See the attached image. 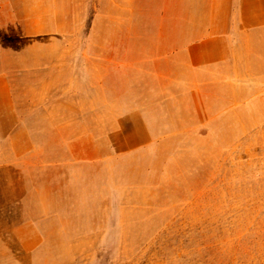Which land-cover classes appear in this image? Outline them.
I'll list each match as a JSON object with an SVG mask.
<instances>
[{"label": "rangeland", "instance_id": "obj_1", "mask_svg": "<svg viewBox=\"0 0 264 264\" xmlns=\"http://www.w3.org/2000/svg\"><path fill=\"white\" fill-rule=\"evenodd\" d=\"M11 1L17 17L8 20L0 0V51L14 55L20 46L7 38L21 31L23 10ZM86 2L87 28L96 1ZM65 59L81 65L83 58ZM69 62L12 77L24 126L49 162L67 157L68 137L86 127L98 134L106 118L109 130L117 119L128 127V117L66 114L71 93L77 111L95 102L85 96L89 85L71 82L85 70ZM168 105L169 115L151 117L157 142L117 146L104 161L45 165L34 175L30 187L42 194L24 206L41 242L25 250L13 234L1 237L0 264H264V87L216 116L189 99ZM113 134L109 140H117ZM17 198L0 195V206L10 207L0 212V231L24 219Z\"/></svg>", "mask_w": 264, "mask_h": 264}, {"label": "crops", "instance_id": "obj_2", "mask_svg": "<svg viewBox=\"0 0 264 264\" xmlns=\"http://www.w3.org/2000/svg\"><path fill=\"white\" fill-rule=\"evenodd\" d=\"M95 1L86 28L81 23L86 0H17L23 10L21 31L7 39L20 48L14 55L12 49L0 51V195L18 196L24 208V219L0 231V238L13 234L25 250L41 242L38 223L24 205L31 194H42L29 182L45 165L104 161L117 146L133 149L157 142L160 129L151 117L169 115L170 101L189 99L203 115L216 116L264 87V0ZM4 8L12 20L17 14L12 1L4 0ZM77 38L81 46L73 43ZM76 52L81 65L65 59ZM68 62L85 70L71 82L89 85L85 96L95 102L77 111L71 93L66 114L128 117V127L117 119L109 130L106 118L98 134L86 127L68 137L63 144L67 157L49 162L43 145L24 126L12 77ZM109 132L117 140H109ZM7 210L6 204L0 206V212Z\"/></svg>", "mask_w": 264, "mask_h": 264}]
</instances>
